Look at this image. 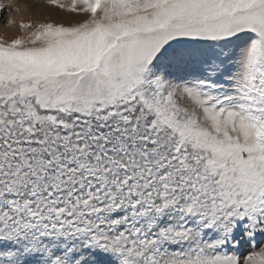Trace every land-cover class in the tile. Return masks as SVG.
Returning a JSON list of instances; mask_svg holds the SVG:
<instances>
[{"label": "snow or ice", "instance_id": "6c2138e0", "mask_svg": "<svg viewBox=\"0 0 264 264\" xmlns=\"http://www.w3.org/2000/svg\"><path fill=\"white\" fill-rule=\"evenodd\" d=\"M81 2L0 42V264H264V0Z\"/></svg>", "mask_w": 264, "mask_h": 264}, {"label": "rangeland", "instance_id": "374dc122", "mask_svg": "<svg viewBox=\"0 0 264 264\" xmlns=\"http://www.w3.org/2000/svg\"><path fill=\"white\" fill-rule=\"evenodd\" d=\"M72 0H57L56 4H51L48 0H0V5L3 8L0 9V42L11 43L12 40L17 38L27 39L32 32L36 31L38 26L41 24H52L54 26H77L79 23L90 18L89 13H83L79 11L83 4L81 0H77V11L73 12L69 10ZM59 5H64L60 7ZM21 24L30 25L29 28H22ZM210 43V42H209ZM24 46H31L25 44ZM228 51H232L230 48ZM231 59L233 63H226L222 75L218 76L217 79L223 82V75L234 74L238 71V65L235 63V56ZM192 72V69H189ZM199 73L194 72V75ZM177 76H184L185 79H191L192 76H186L185 73H178ZM174 82H180L178 80ZM183 104H190L188 100L181 101ZM244 233L243 223H241L235 230L236 239H241ZM205 236V239H208ZM259 240V236L257 237ZM264 246V244H261ZM171 250V249H170ZM229 254L232 252L231 245L226 249ZM258 251L259 249H253L250 244L245 240L242 242V246L237 250L238 252ZM33 264L35 260L33 258Z\"/></svg>", "mask_w": 264, "mask_h": 264}]
</instances>
